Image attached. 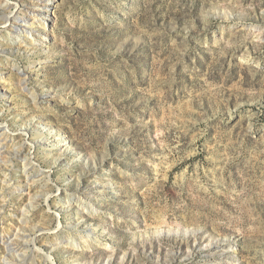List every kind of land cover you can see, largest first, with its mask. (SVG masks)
I'll use <instances>...</instances> for the list:
<instances>
[{
  "label": "rangeland",
  "instance_id": "1",
  "mask_svg": "<svg viewBox=\"0 0 264 264\" xmlns=\"http://www.w3.org/2000/svg\"><path fill=\"white\" fill-rule=\"evenodd\" d=\"M9 4L0 264H264V0Z\"/></svg>",
  "mask_w": 264,
  "mask_h": 264
},
{
  "label": "bare ground",
  "instance_id": "2",
  "mask_svg": "<svg viewBox=\"0 0 264 264\" xmlns=\"http://www.w3.org/2000/svg\"><path fill=\"white\" fill-rule=\"evenodd\" d=\"M5 6L6 8H10V4H9V0H1L0 1V6ZM5 8V9H6ZM31 16V18L29 19V20H26V18H24L22 15H20V13H18L17 15H14L13 16V18L12 19H7L6 20V22L8 23L7 25H12V27L14 28V30L16 29L19 33H22V34H26V35H29V37H27L26 39H28V40H30L29 41V44H31V45H37V44H39V43H41L40 41H39V37L38 38H36V37H33V34H32V32L31 31H29V30H26L25 28H23V26H26V25H29V24H31V25H35V23H36V21H38V22H40V24H42L44 27H46L47 26V23H46V18H48V17H45L44 19L41 17V15H39V14H33V13H31L30 14ZM39 16L41 17V18H39ZM42 20L44 21V22H42ZM6 25V24H5ZM7 27H9V26H7ZM11 28V27H10ZM46 29V28H45ZM35 30V29H34ZM47 30V29H46ZM33 33H35V31L33 32ZM36 33L37 34H40V35H42L43 37H44V39H45V41H47L49 38H48V35H47V33H46V31H44V32H39V31H37V29H36ZM20 35V34H19ZM14 38V37H13ZM15 40L18 42V43H20V42H22V40H23V37H21V36H18L17 35V37L15 38ZM27 40V41H28ZM44 41V42H45ZM1 128V127H0ZM2 129V128H1ZM6 129V128H5ZM4 131V130H3ZM6 131V130H5ZM40 131H41V129H40ZM43 131V130H42ZM41 133V132H40ZM52 133H54V132H52ZM59 132H56V134H55V136L57 137V138H59L60 140L58 141L61 145H67V139L66 138H63L64 136L63 135H60V134H58ZM3 134V133H2ZM5 134V133H4ZM1 137H2V135H1ZM0 137V139H2ZM3 139H5L4 138V136H3ZM8 140V139H7ZM0 141H3V140H0ZM5 141V140H4ZM9 141V140H8ZM57 142V144H59ZM49 143V142H48ZM50 197V196H49ZM71 200L69 199V200H67V203H69ZM78 203H80L81 204V202H79L78 201ZM23 219V218H22ZM23 221H25V220H22V223H23ZM26 222V221H25ZM24 222V223H25ZM23 223V224H24ZM27 230V229H26ZM42 235V234H41ZM25 239V238H24ZM23 239V241H25ZM26 243H29V241L27 240V241H25ZM31 242V241H30ZM32 242H36V240H32ZM37 243V242H36ZM25 244V243H24ZM18 245V244H17ZM29 246V245H28ZM43 257V259H45V261H47V262H51V264H55L54 262L52 263V259H51V257H48V258H45L44 256H42Z\"/></svg>",
  "mask_w": 264,
  "mask_h": 264
}]
</instances>
